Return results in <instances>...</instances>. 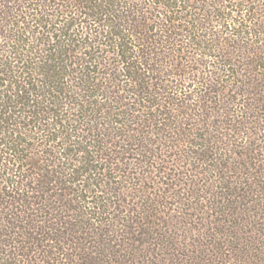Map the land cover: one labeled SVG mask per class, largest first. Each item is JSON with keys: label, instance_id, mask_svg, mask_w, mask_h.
<instances>
[{"label": "trees", "instance_id": "1", "mask_svg": "<svg viewBox=\"0 0 264 264\" xmlns=\"http://www.w3.org/2000/svg\"><path fill=\"white\" fill-rule=\"evenodd\" d=\"M0 264H264V0H0Z\"/></svg>", "mask_w": 264, "mask_h": 264}]
</instances>
